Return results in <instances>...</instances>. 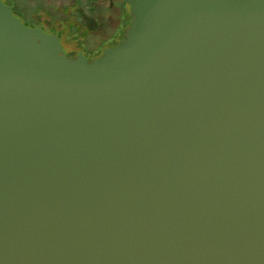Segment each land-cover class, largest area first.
<instances>
[{"label": "water", "instance_id": "obj_1", "mask_svg": "<svg viewBox=\"0 0 264 264\" xmlns=\"http://www.w3.org/2000/svg\"><path fill=\"white\" fill-rule=\"evenodd\" d=\"M89 62L0 0V264H264V0H131Z\"/></svg>", "mask_w": 264, "mask_h": 264}, {"label": "rangeland", "instance_id": "obj_2", "mask_svg": "<svg viewBox=\"0 0 264 264\" xmlns=\"http://www.w3.org/2000/svg\"><path fill=\"white\" fill-rule=\"evenodd\" d=\"M5 4L10 6L12 12L17 16L24 25L31 28H40L49 34L57 35L61 40L67 52L69 50V39L68 35H74L71 31L72 27L74 29L75 25L77 27L83 28L86 27L90 30L100 29L106 27V25L112 27L110 34L101 39L98 44L95 46L96 50L89 53L86 51V55L90 58L96 57L97 51L99 53L106 46L109 47L113 41V38L117 36L122 28L126 26L122 32L123 36L121 39L126 37V31L132 25V18L123 19L121 22H115L114 18L107 19L106 25H103V22H97L94 17L97 11L108 10L109 7L113 6L119 0H2ZM122 1V0H120ZM77 4H80L78 7ZM70 5H77L74 9H80L84 12L81 14L78 12L77 15H66ZM96 12V13H95ZM118 14V12H117ZM75 24V25H74ZM121 25V26H120ZM126 32V33H125ZM76 33V32H75ZM77 34V33H76ZM125 40V39H124ZM123 40V41H124ZM76 41V40H75ZM74 41V42H75ZM72 43V41H71ZM78 43V42H77ZM106 50V49H105ZM104 50V52H105ZM103 52V51H102ZM103 52V56H104ZM73 53H69L71 55Z\"/></svg>", "mask_w": 264, "mask_h": 264}, {"label": "flooded vegetation", "instance_id": "obj_3", "mask_svg": "<svg viewBox=\"0 0 264 264\" xmlns=\"http://www.w3.org/2000/svg\"><path fill=\"white\" fill-rule=\"evenodd\" d=\"M123 1V0H122ZM116 5H118V2H114ZM124 3V2H123ZM122 5H125V11H123L125 13V19H128L129 17L132 18V23H133V16H132V8L126 4H122ZM115 6V5H114ZM117 7V6H116ZM110 12L111 11H108L106 10V12L104 11H97L94 19L97 21V22H103V25H106V21L107 19L111 18L110 16ZM118 12V15H121V10H117ZM75 25V24H74ZM131 27V25H130ZM77 31L78 33H74V35H68V39H69V50L71 52H67V50L65 49V53H66V56L70 59H76L79 55V53H83V55L87 58V60L91 63L93 62L94 60H99L103 57V52L105 49H112V48H115L117 47L118 45H120L123 40L127 37V30L125 33H126V37L124 39H121L122 36H123V30L126 29V26H124L122 28V30L120 31V33L115 36V38H113V41L111 43V45L109 47H106V48H103V52L101 51V53H99V50L97 51V56L94 57V58H90L88 55H86V51L89 52V53H92V51L96 50V45L98 44V42L107 37L109 34H110V31L113 29L112 27L106 25V27L104 28H100V29H94V30H90L86 27H83V28H80V27H77ZM76 40V41H75ZM62 41V40H61ZM72 41V43H71ZM75 41V42H74ZM78 42V43H77ZM69 53H73L71 55H69Z\"/></svg>", "mask_w": 264, "mask_h": 264}, {"label": "trees", "instance_id": "obj_4", "mask_svg": "<svg viewBox=\"0 0 264 264\" xmlns=\"http://www.w3.org/2000/svg\"><path fill=\"white\" fill-rule=\"evenodd\" d=\"M130 1L131 0H123V1H118V5H116V4H114L113 6H111V7H109L108 8V11H111L112 10V12H110V16H111V18H114L115 19V22L117 21V22H121V24H122V18L123 19H125V13L123 12V11H125V5H122V4H126V5H128V6H130L131 7V5H130ZM124 2V3H123ZM78 5V7H80V4H77ZM77 5H70V9H68L67 10V12L65 13L66 15H77L78 14V12L81 14L82 12H84V11H82V10H80V9H74L75 8V6H77ZM117 6V7H116ZM132 8V7H131ZM121 10V15H118L117 14V10ZM131 13H132V11H131ZM117 22H116V24L115 25H117ZM121 26V25H120ZM72 30L71 31H73L72 33H78V29H77V26L75 25V27H74V29H73V27L71 28ZM107 47V46H106ZM105 47V48H106ZM107 50V49H106Z\"/></svg>", "mask_w": 264, "mask_h": 264}]
</instances>
